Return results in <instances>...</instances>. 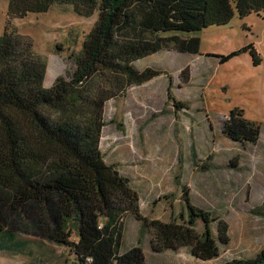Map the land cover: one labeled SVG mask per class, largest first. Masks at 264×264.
<instances>
[{
  "label": "trees",
  "instance_id": "trees-1",
  "mask_svg": "<svg viewBox=\"0 0 264 264\" xmlns=\"http://www.w3.org/2000/svg\"><path fill=\"white\" fill-rule=\"evenodd\" d=\"M57 3L98 17L69 78L46 87L48 60L13 19ZM262 10L264 0H10L0 36V251L32 252L31 237L39 247L35 260L54 245L68 249L75 264H150L142 238L124 247L125 219L134 216L150 232L153 252L188 248L203 260L219 257L231 242L230 224L195 205L187 192L186 213L177 219L142 214L130 177L107 163L100 148L105 104L161 73L139 70L134 61L162 49L198 53L196 32ZM247 48L259 64L255 46ZM222 131L233 141L255 144L261 127L234 108ZM217 264H264V248L254 257Z\"/></svg>",
  "mask_w": 264,
  "mask_h": 264
},
{
  "label": "rangeland",
  "instance_id": "rangeland-1",
  "mask_svg": "<svg viewBox=\"0 0 264 264\" xmlns=\"http://www.w3.org/2000/svg\"><path fill=\"white\" fill-rule=\"evenodd\" d=\"M9 2L0 0V36ZM97 17L96 12L83 16L73 5L57 3L47 12L13 19L19 32L33 40L34 50L48 60L46 87L60 76L69 78ZM195 35L201 37L198 53L162 49L134 61L139 70L151 67L161 73L128 86L105 104L100 148L107 163L130 177L144 216L177 219L186 213L182 199L187 192L195 205L230 224L231 242L220 248L219 257L203 260L188 248L153 252L150 232L134 216L127 217L124 247L142 238L153 263L217 264L254 257L264 248V10L244 18L235 15L229 23ZM249 45L259 53V64ZM234 108L261 127L255 144H241L223 133L222 123ZM28 239L34 241L33 254L3 250L0 264H75L68 249L54 245H47L35 260L39 247L34 238Z\"/></svg>",
  "mask_w": 264,
  "mask_h": 264
},
{
  "label": "crops",
  "instance_id": "crops-1",
  "mask_svg": "<svg viewBox=\"0 0 264 264\" xmlns=\"http://www.w3.org/2000/svg\"><path fill=\"white\" fill-rule=\"evenodd\" d=\"M145 250V249H144ZM145 253H146V256H147V259H148V254H147V252L145 251ZM148 261H149V259H148ZM150 264H160V262L158 263V261H156L155 263H153V262H149Z\"/></svg>",
  "mask_w": 264,
  "mask_h": 264
}]
</instances>
